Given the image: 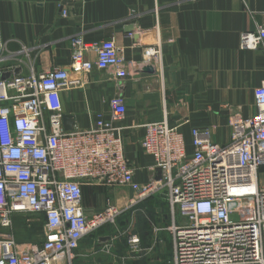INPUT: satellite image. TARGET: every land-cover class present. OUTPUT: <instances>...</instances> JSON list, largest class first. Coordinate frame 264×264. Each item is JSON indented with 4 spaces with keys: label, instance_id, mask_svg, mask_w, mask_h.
<instances>
[{
    "label": "built area",
    "instance_id": "obj_1",
    "mask_svg": "<svg viewBox=\"0 0 264 264\" xmlns=\"http://www.w3.org/2000/svg\"><path fill=\"white\" fill-rule=\"evenodd\" d=\"M241 44L264 47V28L243 33ZM71 47L74 77L53 69L0 79V226L12 227L15 214L28 216L27 222L43 218L41 242L0 238V264H73L83 240L120 213L109 206L88 215L86 184L128 187L137 193L132 205L167 197L173 254L162 264H264V83L254 91L256 113L230 118L226 145L212 140L210 127L193 128L189 153L177 127L146 123L141 145L160 176L139 183L117 125L127 112L121 96L112 99L109 119L99 115L86 130L64 126L61 92L81 87L82 75L94 69L123 81L125 58L114 39L89 43L77 35ZM130 245L139 250L140 237L132 235Z\"/></svg>",
    "mask_w": 264,
    "mask_h": 264
},
{
    "label": "crops",
    "instance_id": "obj_2",
    "mask_svg": "<svg viewBox=\"0 0 264 264\" xmlns=\"http://www.w3.org/2000/svg\"><path fill=\"white\" fill-rule=\"evenodd\" d=\"M260 27L264 0H0V79L53 69H66L74 77L75 36L89 43L114 39L129 75L120 81L99 69L83 74L81 87L61 92L64 115L73 117L72 130H86L99 115L109 119L112 99L121 96L127 112L117 125L123 127L125 153L135 180L148 183L160 171L141 145L146 123L165 120L177 127L192 153L193 128L210 127L212 140L226 145L231 140L230 118L256 113L254 91L264 83V47L243 48L241 35ZM149 47L159 53L148 56ZM136 196L128 187L86 184L83 207L90 216L109 206L126 210L140 204L132 205ZM161 198L154 195L141 203L159 207ZM27 217L15 214L13 221ZM159 229H166H157L156 243L161 244ZM11 236L0 226V238Z\"/></svg>",
    "mask_w": 264,
    "mask_h": 264
},
{
    "label": "rangeland",
    "instance_id": "obj_3",
    "mask_svg": "<svg viewBox=\"0 0 264 264\" xmlns=\"http://www.w3.org/2000/svg\"><path fill=\"white\" fill-rule=\"evenodd\" d=\"M161 196L163 205L159 207L146 208L140 203L120 210L114 222L97 228L83 240L73 264H162L171 259L173 241L170 232L163 230L159 234L163 239L162 243H156V235L159 233L157 229L166 228L170 224L167 197ZM165 213L168 217L163 216ZM41 229L42 220L31 216V222H27V219L22 222L13 221L12 227L5 230L13 233L16 239L41 242ZM132 235L141 239L140 249L137 251L130 245ZM101 237L108 241H100Z\"/></svg>",
    "mask_w": 264,
    "mask_h": 264
},
{
    "label": "water",
    "instance_id": "obj_4",
    "mask_svg": "<svg viewBox=\"0 0 264 264\" xmlns=\"http://www.w3.org/2000/svg\"><path fill=\"white\" fill-rule=\"evenodd\" d=\"M135 28L130 27L129 31H133ZM148 71L154 72V69L152 67L147 68ZM64 125L67 130H72L73 129V117L70 115H65L64 116Z\"/></svg>",
    "mask_w": 264,
    "mask_h": 264
}]
</instances>
